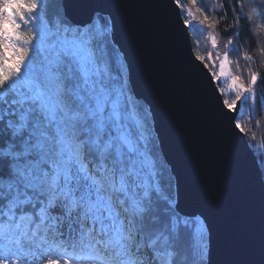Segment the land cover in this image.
I'll list each match as a JSON object with an SVG mask.
<instances>
[{"label": "snow or ice", "instance_id": "obj_1", "mask_svg": "<svg viewBox=\"0 0 264 264\" xmlns=\"http://www.w3.org/2000/svg\"><path fill=\"white\" fill-rule=\"evenodd\" d=\"M124 6L0 0V264H264V170L258 189L236 194L225 243L213 244L203 212L181 209L153 112L117 38L111 9ZM179 6L184 29L208 30L210 49L194 59L209 70L218 114L264 157V134L257 144L241 120L245 106L248 125L264 114V46L260 67L246 52L253 63L241 66L230 59L232 38L218 45L207 3Z\"/></svg>", "mask_w": 264, "mask_h": 264}, {"label": "water", "instance_id": "obj_2", "mask_svg": "<svg viewBox=\"0 0 264 264\" xmlns=\"http://www.w3.org/2000/svg\"><path fill=\"white\" fill-rule=\"evenodd\" d=\"M111 2L125 5L111 9L117 38L135 90L153 112L180 207L203 212L211 222L213 244L225 243L237 224L236 194L259 188L257 156L230 134L218 114L205 75L209 70L194 59L177 0Z\"/></svg>", "mask_w": 264, "mask_h": 264}, {"label": "trees", "instance_id": "obj_3", "mask_svg": "<svg viewBox=\"0 0 264 264\" xmlns=\"http://www.w3.org/2000/svg\"><path fill=\"white\" fill-rule=\"evenodd\" d=\"M198 3H207L209 5V15L219 21L215 32L218 36L219 46L222 49L223 44L227 42L229 38L233 39V49L230 52V59L238 62L241 66H246L247 64L256 62L254 67H260L259 62L262 60L260 56V49L264 46V33L260 32L257 27L258 24L264 23V7H261L259 14L254 12L256 4H264V0H240V4L243 5L241 12L240 5L237 4V0H198ZM179 5H183L184 8L190 7V0H179ZM212 5H220L213 12L211 10ZM194 10V9H193ZM240 17L237 19V17ZM251 16L252 19L248 17ZM206 32L208 31L206 26L204 28ZM192 47L194 52L199 51L201 54L207 53L210 49V44L199 29L197 24L194 22L192 29L189 30ZM199 41V44H197ZM248 53L253 57V61H247L244 58V53ZM260 72L264 75V67H260ZM261 90H264V83L258 85ZM247 108L244 107V114L241 117L242 122L246 124L247 127L252 128V132L256 133L257 141L259 144V138L264 134V114L253 113L254 119L251 124H247ZM261 120L262 127L258 130L255 126V120ZM251 136V132L248 133ZM252 143L251 140H248ZM260 151L264 152V147H261ZM260 166L264 168V157L257 156Z\"/></svg>", "mask_w": 264, "mask_h": 264}, {"label": "rangeland", "instance_id": "obj_4", "mask_svg": "<svg viewBox=\"0 0 264 264\" xmlns=\"http://www.w3.org/2000/svg\"><path fill=\"white\" fill-rule=\"evenodd\" d=\"M197 26H198V25H197ZM202 33H204V36H205V38H206V36H207V32H206V30H203ZM218 44H219V41H218ZM225 98H231V96L227 95V91H226ZM259 164H260V163H259ZM260 167H261V170H264L263 166H260Z\"/></svg>", "mask_w": 264, "mask_h": 264}]
</instances>
